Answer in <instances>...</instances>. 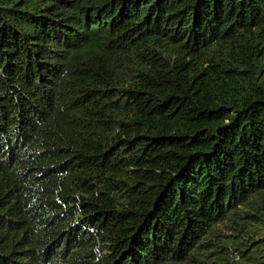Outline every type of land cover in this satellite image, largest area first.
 <instances>
[{"label":"trees","instance_id":"1","mask_svg":"<svg viewBox=\"0 0 264 264\" xmlns=\"http://www.w3.org/2000/svg\"><path fill=\"white\" fill-rule=\"evenodd\" d=\"M222 224L264 264V0H0V264H215Z\"/></svg>","mask_w":264,"mask_h":264},{"label":"rangeland","instance_id":"2","mask_svg":"<svg viewBox=\"0 0 264 264\" xmlns=\"http://www.w3.org/2000/svg\"><path fill=\"white\" fill-rule=\"evenodd\" d=\"M217 233L220 236H227L226 239H229L233 242V244H227V249H220V247H215L207 250L205 252V261L207 263L214 262L215 264H254L247 256L249 255L250 250L253 249L254 246L250 244L252 240L248 237V235L237 233L236 231L228 230L224 224L220 225ZM255 237L256 243L260 240ZM224 240L223 237L219 238L221 241ZM250 247L247 249V246ZM247 249L248 251L244 250Z\"/></svg>","mask_w":264,"mask_h":264}]
</instances>
